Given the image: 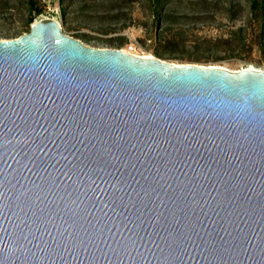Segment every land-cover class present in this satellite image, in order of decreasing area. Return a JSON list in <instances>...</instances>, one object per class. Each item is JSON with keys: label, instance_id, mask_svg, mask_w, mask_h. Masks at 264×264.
Returning a JSON list of instances; mask_svg holds the SVG:
<instances>
[{"label": "water", "instance_id": "1", "mask_svg": "<svg viewBox=\"0 0 264 264\" xmlns=\"http://www.w3.org/2000/svg\"><path fill=\"white\" fill-rule=\"evenodd\" d=\"M0 264H264V70L0 40Z\"/></svg>", "mask_w": 264, "mask_h": 264}, {"label": "rangeland", "instance_id": "2", "mask_svg": "<svg viewBox=\"0 0 264 264\" xmlns=\"http://www.w3.org/2000/svg\"><path fill=\"white\" fill-rule=\"evenodd\" d=\"M37 6L0 0V40L29 32ZM30 15H36L31 22ZM59 21L66 34L93 47L174 64L264 70L258 42L264 21L254 17L250 0H62Z\"/></svg>", "mask_w": 264, "mask_h": 264}, {"label": "built area", "instance_id": "3", "mask_svg": "<svg viewBox=\"0 0 264 264\" xmlns=\"http://www.w3.org/2000/svg\"><path fill=\"white\" fill-rule=\"evenodd\" d=\"M61 15H62V0H39V11H38L39 19L53 18L59 21Z\"/></svg>", "mask_w": 264, "mask_h": 264}, {"label": "trees", "instance_id": "4", "mask_svg": "<svg viewBox=\"0 0 264 264\" xmlns=\"http://www.w3.org/2000/svg\"><path fill=\"white\" fill-rule=\"evenodd\" d=\"M37 6V12L39 11V0ZM250 8L251 12L254 14V17L259 21H264V0H250ZM36 15H30L28 21L31 22L35 18ZM261 36V35H260ZM260 38V37H259ZM260 48L263 50L264 48V39H259Z\"/></svg>", "mask_w": 264, "mask_h": 264}]
</instances>
